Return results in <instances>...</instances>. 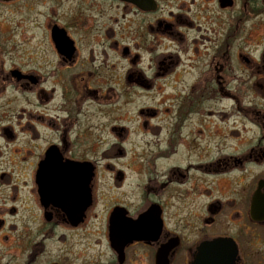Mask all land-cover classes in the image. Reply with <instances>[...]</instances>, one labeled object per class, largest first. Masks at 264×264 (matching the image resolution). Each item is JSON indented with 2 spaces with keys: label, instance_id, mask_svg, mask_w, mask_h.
<instances>
[{
  "label": "flooded vegetation",
  "instance_id": "obj_1",
  "mask_svg": "<svg viewBox=\"0 0 264 264\" xmlns=\"http://www.w3.org/2000/svg\"><path fill=\"white\" fill-rule=\"evenodd\" d=\"M1 96L0 264H264V0H0Z\"/></svg>",
  "mask_w": 264,
  "mask_h": 264
},
{
  "label": "rangeland",
  "instance_id": "obj_2",
  "mask_svg": "<svg viewBox=\"0 0 264 264\" xmlns=\"http://www.w3.org/2000/svg\"><path fill=\"white\" fill-rule=\"evenodd\" d=\"M189 39L188 41L190 42V44H192L194 42L195 37L198 38L197 42L199 44H196L194 47H199V49L201 48L200 43H204V45L202 47H208L206 50V52H204L202 49L200 51V56H202L201 60L204 61L205 60V56L209 53H211L212 51V40H211V34L207 35L204 33H200V34H196V32L192 31L188 34ZM17 38V39H16ZM20 35H16L15 39L19 40ZM28 43L25 44V46H18L15 51L13 52V54H10L9 56H7V60L5 63V66H9L12 65L15 67H20L21 66L28 70L31 69V71L36 72L38 74H42L43 69H44V63L46 62V59L48 57H51L50 55H46V51L48 52V39L46 37V32H42L41 30L39 31H35L32 30L29 33V36H26ZM209 38L211 40V44L208 45L204 39ZM186 45H188L187 43H185ZM161 45H163V43L161 42ZM163 46H161L158 50L162 51ZM23 53H26V56L23 58V60L21 59V55ZM15 55V56H14ZM14 57V62L13 63L10 59ZM23 63L25 64H30V65H22ZM37 90L39 89H44V90H52L54 89L55 93L57 94L58 92V88L56 87V85H54V83L51 80L48 81H43L41 83L40 86H38L36 88ZM25 95V96H24ZM21 94L20 92H14L13 90L9 89L6 91V96L11 99L15 98L14 100V105H12V110H14L15 114L12 113L11 115V123L12 125L15 126V124L20 121L21 123L24 122L23 120V116L24 114L21 113L20 111L22 109H27L28 111H32L33 113L37 114L42 112V110L39 109H34L33 106L38 105L40 107H43L45 102L43 101V99H41V102H38V104L35 102L34 98H30V96H27L26 94ZM6 96H1L3 98L0 97V125L1 124H5L3 122H5V114L2 112L3 107L5 105V98ZM133 100V99H132ZM59 102V98L54 97L53 101L49 104V105H56ZM137 103L132 102L131 104H126V103H122L121 105L124 106H135L134 110H138L139 106H144V105H149V103H144L143 98L138 99L135 101ZM25 110V111H27ZM21 117V119H20ZM41 133H43V130H40ZM19 143H16L14 147H6L4 146L5 144H1V152H0V173L4 170H6L7 168H9V161H12L13 163L17 162L19 160V157L16 156L15 151L18 150H24L26 147V142L24 141H18ZM96 148H99V146H96ZM20 169V168H19ZM25 169V168H24ZM23 172V170L21 171ZM15 177L17 179H23L24 175L23 173L19 174V175H15ZM7 179L9 178H4L2 180L3 183H6ZM11 180V179H10ZM12 181V180H11ZM12 183V182H11ZM7 184V183H6Z\"/></svg>",
  "mask_w": 264,
  "mask_h": 264
},
{
  "label": "water",
  "instance_id": "obj_3",
  "mask_svg": "<svg viewBox=\"0 0 264 264\" xmlns=\"http://www.w3.org/2000/svg\"><path fill=\"white\" fill-rule=\"evenodd\" d=\"M54 41L56 42L57 39H54ZM44 170V166L40 168V172H42Z\"/></svg>",
  "mask_w": 264,
  "mask_h": 264
}]
</instances>
